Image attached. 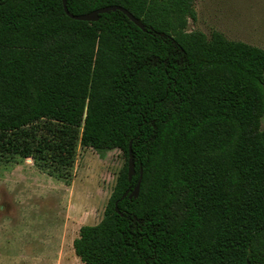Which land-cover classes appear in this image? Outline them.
<instances>
[{
    "label": "trees",
    "instance_id": "trees-1",
    "mask_svg": "<svg viewBox=\"0 0 264 264\" xmlns=\"http://www.w3.org/2000/svg\"><path fill=\"white\" fill-rule=\"evenodd\" d=\"M195 2L67 0L145 30L120 10L0 0V157L66 181L79 145L126 158L74 241L85 264H264V48L188 30Z\"/></svg>",
    "mask_w": 264,
    "mask_h": 264
},
{
    "label": "rangeland",
    "instance_id": "rangeland-1",
    "mask_svg": "<svg viewBox=\"0 0 264 264\" xmlns=\"http://www.w3.org/2000/svg\"><path fill=\"white\" fill-rule=\"evenodd\" d=\"M187 29L264 48V0H196ZM126 162L120 149L79 145L71 179L41 170L34 158L0 157V264H85L74 241L98 224Z\"/></svg>",
    "mask_w": 264,
    "mask_h": 264
},
{
    "label": "water",
    "instance_id": "water-1",
    "mask_svg": "<svg viewBox=\"0 0 264 264\" xmlns=\"http://www.w3.org/2000/svg\"><path fill=\"white\" fill-rule=\"evenodd\" d=\"M62 1H63V5H64V9H65L66 13L74 19L93 22V21H98L100 19L101 15L104 13H110L112 11L120 10V11H123L135 24H137L142 29L146 30V25L139 18H137L128 9H126L120 5H109V6L101 7L99 9H95V10H93L89 13H85V14H73L69 11V8L67 5V0H62ZM131 145L132 144H130V157H129V161H128L129 179L132 178L136 174V163L134 160ZM142 178H143V171L141 170L140 178L137 182V185L135 186V188L133 189V191L131 193H130V190L126 191V193L124 194L123 197L127 196L129 193H130V195H129L130 198L138 197L139 192H140L141 183H142ZM116 210H117V212L121 213L117 205H116ZM249 264H251V263L249 262Z\"/></svg>",
    "mask_w": 264,
    "mask_h": 264
}]
</instances>
